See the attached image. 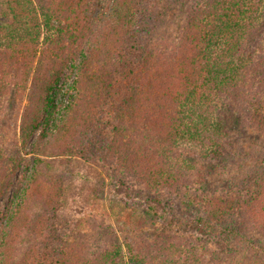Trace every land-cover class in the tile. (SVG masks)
I'll use <instances>...</instances> for the list:
<instances>
[{"label": "trees", "instance_id": "1", "mask_svg": "<svg viewBox=\"0 0 264 264\" xmlns=\"http://www.w3.org/2000/svg\"><path fill=\"white\" fill-rule=\"evenodd\" d=\"M0 4V201L25 171L0 264H264V0ZM240 150L244 177L202 186ZM107 179L146 194L124 240L89 215Z\"/></svg>", "mask_w": 264, "mask_h": 264}, {"label": "rangeland", "instance_id": "2", "mask_svg": "<svg viewBox=\"0 0 264 264\" xmlns=\"http://www.w3.org/2000/svg\"><path fill=\"white\" fill-rule=\"evenodd\" d=\"M176 1V9L181 7V4H184L186 7L193 5L194 3H198L201 0H175ZM1 6V4H0ZM179 19H183V15L180 14V11L174 12V15L170 21L169 29H177L179 25ZM72 80V72L68 71L62 79L61 86L65 89H68L69 84ZM19 113L17 111L9 112L8 116V124L15 128V124L18 122ZM10 131V130H9ZM251 137V136H250ZM244 142V149L247 150L249 154L254 150L255 143L257 140L253 137ZM250 147V149H249ZM243 152V151H242ZM241 150L234 153L233 158L226 163L221 165L220 173H211L210 177L206 178V182L202 184V186H207L211 189L214 188H223L225 189L228 186L229 182H238V178L244 177L240 176L244 171L239 165H244L245 167H249L250 161L245 157L239 155L242 153ZM58 157V156H57ZM56 157V159H58ZM31 161L33 157L30 158ZM60 160V158L58 159ZM204 163V162H202ZM229 163V164H228ZM202 168V167H201ZM59 170L58 172H61ZM204 172V169H202ZM24 170H20L14 180L13 186L7 192V194L0 201V211H3L5 206L8 205L10 198L13 196V192L20 183H22L24 179ZM226 176V177H225ZM128 187L130 188L131 196L126 194V191L121 189L119 186L116 189L115 180L107 179L105 181V189L100 198L97 199L96 204L93 208L90 209L89 215H94L98 222L104 221L107 225H112L115 229L116 235L120 240H124L130 235H134V231H130L131 227L129 226L132 220H137L138 218L144 217V205L146 200V194L143 189L135 186L134 184H130L126 182ZM196 186L199 187L197 184ZM181 200L183 198H180ZM181 201L172 203L171 206L168 207V215H177L179 218H186L188 215H193V211L189 210V206H184L179 204ZM171 208H175L176 210H172ZM134 218V219H132ZM164 227L161 222H157L155 227L147 228L142 230L141 232L147 233L149 235H156L161 231ZM139 232L138 234H140Z\"/></svg>", "mask_w": 264, "mask_h": 264}]
</instances>
